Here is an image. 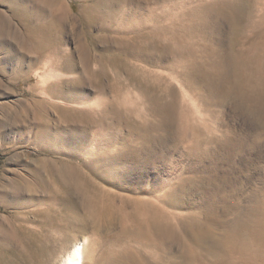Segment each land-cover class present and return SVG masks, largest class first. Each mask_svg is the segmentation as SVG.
Returning a JSON list of instances; mask_svg holds the SVG:
<instances>
[{"label": "rangeland", "instance_id": "374dc122", "mask_svg": "<svg viewBox=\"0 0 264 264\" xmlns=\"http://www.w3.org/2000/svg\"><path fill=\"white\" fill-rule=\"evenodd\" d=\"M93 5L0 0V241L12 226L36 230L44 210L68 213L49 174L55 170L73 190H102L117 207L126 201V215L134 214L129 203L140 201L164 209L180 227L162 239H129L120 237L119 217L97 232L80 211L65 246L87 240L83 264H188L180 234L207 254L212 236L257 227L264 215V125L237 98L224 99L226 113L213 84L218 99L186 87L170 63L133 56V34L142 30L129 24L125 32L122 14L98 17ZM138 8L133 2L121 9L148 20ZM155 94L176 97L197 138L179 141V125L162 120ZM11 250L0 243V264H13Z\"/></svg>", "mask_w": 264, "mask_h": 264}, {"label": "bare ground", "instance_id": "6f19581e", "mask_svg": "<svg viewBox=\"0 0 264 264\" xmlns=\"http://www.w3.org/2000/svg\"><path fill=\"white\" fill-rule=\"evenodd\" d=\"M93 2L92 8L98 17L103 12L122 14L120 26H123L125 32L129 24L142 30L133 34L130 46L133 47V56L145 58L157 65L170 57L178 59L170 63L171 70L187 69L200 74L217 88L222 106L225 104L224 99L237 98L242 108L264 125V0ZM133 2L139 6L138 12L147 15L148 20L135 21L122 11L123 6L133 5ZM177 19H181L183 24L178 23ZM162 22L166 25H160ZM222 24L228 27L226 40V31L224 33L222 30L225 28H221V31L218 29ZM103 27L106 28V25ZM223 47L226 48L224 53ZM141 88L144 92L153 90V87ZM153 96V103L165 114L161 116L162 120L179 125L177 135L180 142L187 139L189 134L197 138V126L195 128L191 124L190 118L183 111V105L175 100L176 97ZM49 174L61 185L59 197L66 201L68 213L59 214L54 208H49L38 213L40 221L36 230L9 227L6 238L0 243L5 242L11 246L10 262L13 264H83L87 240L84 244L65 246L67 231L75 229L80 211L90 217L94 222V231L97 232L102 225L110 226L114 218L119 217L124 226L120 237L129 239H162L170 232H180L175 217L156 205L132 201L129 204L134 214L126 215V201L117 207L102 190H90V187L87 189L84 185L73 190L64 172L55 170ZM84 178L86 182L89 180L86 176ZM73 193L78 194L77 200L80 203L72 197ZM15 217L19 218V215ZM2 231L0 228V233ZM212 237L214 246L207 247V254H204L203 249L190 244L186 235L180 234L177 237L188 255V264H264V215L257 227H251L250 230L248 228L237 234L226 233L222 238Z\"/></svg>", "mask_w": 264, "mask_h": 264}, {"label": "snow or ice", "instance_id": "6c2138e0", "mask_svg": "<svg viewBox=\"0 0 264 264\" xmlns=\"http://www.w3.org/2000/svg\"><path fill=\"white\" fill-rule=\"evenodd\" d=\"M162 63L168 64L171 63V61L165 60L162 61ZM173 71L178 76H180V78L184 81L186 87L190 89H199L211 98L218 99V96L215 93L213 87L204 78H202L200 74L194 71H189L187 69L179 68L173 69ZM223 106L225 112L227 113L230 110V106L228 104H224ZM224 147L228 148L229 145H224Z\"/></svg>", "mask_w": 264, "mask_h": 264}]
</instances>
